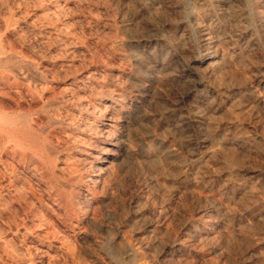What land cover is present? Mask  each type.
I'll return each instance as SVG.
<instances>
[{
  "label": "rangeland",
  "instance_id": "1",
  "mask_svg": "<svg viewBox=\"0 0 264 264\" xmlns=\"http://www.w3.org/2000/svg\"><path fill=\"white\" fill-rule=\"evenodd\" d=\"M192 1L0 0V110L67 180L50 194L0 138V264H264V0ZM110 95L126 119L102 129Z\"/></svg>",
  "mask_w": 264,
  "mask_h": 264
},
{
  "label": "bare ground",
  "instance_id": "2",
  "mask_svg": "<svg viewBox=\"0 0 264 264\" xmlns=\"http://www.w3.org/2000/svg\"><path fill=\"white\" fill-rule=\"evenodd\" d=\"M193 1H195V0H193ZM192 1V2H193ZM198 1V0H197ZM226 1V0H225ZM240 2V1H239ZM238 2V3H239ZM201 3V2H200ZM243 2L241 1V4H240V6L241 5H243L242 4ZM59 4V3H58ZM193 4V3H192ZM203 4V3H202ZM201 4V5H202ZM211 4H212V2H211ZM204 5H205V3H204ZM221 5V4H220ZM197 6H198V3H197ZM246 6V5H245ZM58 7H59V5H58ZM203 7V6H202ZM206 7V6H205ZM204 7V8H205ZM193 8V7H192ZM246 8V7H245ZM239 9V8H238ZM243 9V8H242ZM231 11V10H230ZM240 12H241V8H240ZM245 12V11H244ZM256 12V11H255ZM226 14V13H225ZM231 14V13H230ZM260 14V13H259ZM29 15V14H28ZM251 15V14H250ZM257 15V14H256ZM261 15V14H260ZM40 16H42V15H40ZM53 16V15H52ZM249 15H247L246 17H248ZM242 17V16H241ZM261 17H262V15H261ZM42 19V18H41ZM244 19V18H243ZM253 20V19H252ZM255 21V20H254ZM197 22V21H196ZM195 22V23H196ZM193 23H194V21H193ZM49 25V24H48ZM200 25V24H199ZM248 25V24H247ZM251 25V24H250ZM259 25V24H258ZM263 25V24H262ZM194 26V25H193ZM234 26L235 25H233V28H234ZM239 26V25H238ZM176 27V26H175ZM208 27V26H207ZM182 28V27H181ZM185 28H187V27H185ZM232 28V29H233ZM253 28V27H252ZM211 29H213V28H211ZM188 30V29H187ZM193 30V29H192ZM202 30V29H201ZM237 30V29H236ZM53 31H55V30H53ZM151 31V30H150ZM179 31V30H178ZM200 31V30H199ZM214 31V30H213ZM220 32V31H219ZM180 33V32H179ZM186 33V32H185ZM172 34V33H171ZM189 34V33H188ZM217 34V33H216ZM182 35V34H181ZM180 35V36H181ZM197 35V34H196ZM199 35V34H198ZM222 35V34H221ZM242 35H243V33H242ZM253 35V34H252ZM176 37V36H175ZM203 37V36H202ZM205 37H206V35H205ZM218 37V36H217ZM259 37V36H258ZM222 38H224L223 36H222ZM221 38V39H222ZM229 38V37H228ZM232 38V37H231ZM166 39V38H165ZM175 39V38H174ZM206 39V38H205ZM217 40H219V38H217ZM241 40V39H240ZM63 41V40H62ZM61 41V42H62ZM156 41V40H155ZM180 41V40H179ZM220 41V40H219ZM226 41V40H225ZM257 41V40H256ZM59 42V41H58ZM64 42V41H63ZM240 42V41H239ZM59 44H60V42H59ZM71 44V43H70ZM182 44V43H181ZM225 46V45H224ZM178 47V46H177ZM181 47V46H180ZM61 48V47H60ZM179 48V47H178ZM61 49H63V46H62V48ZM71 50V49H70ZM186 50V49H185ZM210 50V49H209ZM165 51V50H164ZM167 51V50H166ZM215 51V50H214ZM69 52V51H68ZM183 52V51H182ZM65 53H67V52H65ZM185 53H187V52H185ZM4 54H5V51H4ZM216 54V53H215ZM224 54H226V53H224ZM224 54H222V55H224ZM55 55H56V53H55ZM71 55H72V53H71ZM218 55V54H217ZM220 55V54H219ZM65 56V55H64ZM221 56V55H220ZM227 56V55H226ZM165 57V56H164ZM163 57V58H164ZM63 58V57H62ZM71 58V57H70ZM69 58V59H70ZM223 58V57H222ZM246 58V57H245ZM4 59V58H3ZM14 59V58H13ZM21 59V58H20ZM20 59H19V61H20ZM23 59V58H22ZM68 59V60H69ZM139 59V58H138ZM138 59H137V61H138ZM146 59V58H145ZM176 59V58H175ZM17 60H18V58H17ZM141 60V59H140ZM139 60V61H140ZM8 61V60H7ZM16 61V60H15ZM14 61V62H15ZM24 61V60H23ZM142 61V60H141ZM147 61V60H146ZM162 61V60H161ZM4 62V61H3ZM21 62V61H20ZM215 62H217L216 60H215ZM215 62H214V64H215ZM225 62V61H224ZM10 63V62H9ZM22 63V62H21ZM25 63H27L26 61H25ZM29 63V62H28ZM144 63H146V62H144ZM218 63H219V61H218ZM11 64V63H10ZM13 64V63H12ZM15 64H17L16 62H15ZM155 64V63H154ZM159 64V63H158ZM72 65V64H71ZM153 65V64H152ZM156 65V64H155ZM212 65H213V63H212ZM11 66V65H10ZM31 66V65H30ZM149 66V65H148ZM221 66V65H220ZM62 67V66H61ZM140 67V66H139ZM213 67V66H212ZM36 68V67H35ZM144 68V67H143ZM5 69V68H4ZM29 69V68H28ZM38 69V68H37ZM8 70V69H7ZM31 70H32V68H31ZM32 72V71H31ZM140 72V71H139ZM39 73V72H38ZM35 74V73H34ZM3 75V74H2ZM39 75V74H38ZM87 76L86 77H88V74H86ZM235 75V74H234ZM20 76V75H19ZM23 76V75H22ZM42 76V75H41ZM84 76V75H83ZM92 76H93V74H92ZM233 76V75H232ZM232 76H231V78H232ZM85 77V76H84ZM95 77V76H94ZM104 77V76H103ZM121 77V76H120ZM160 77V76H159ZM16 78V77H15ZM43 78V77H42ZM75 77H73V79H74ZM83 78V77H82ZM81 78V79H82ZM99 78V77H98ZM119 78V77H118ZM124 78V77H123ZM162 78V77H161ZM259 78V77H258ZM262 78V77H261ZM14 79V78H13ZM41 79V78H40ZM89 79V78H88ZM100 79V78H99ZM230 79V78H229ZM19 80V79H18ZM24 80V79H23ZM27 80H29V79H27ZM43 80V79H42ZM80 80V79H79ZM36 81H37V79H36ZM74 81V80H73ZM90 81V80H89ZM129 81V80H128ZM131 81V80H130ZM238 81V80H237ZM22 82V81H21ZM26 82V81H25ZM43 82V81H42ZM83 82V81H82ZM231 82V81H230ZM35 83V82H34ZM90 83V82H89ZM93 83V82H92ZM102 83H103V81H102ZM30 84H31V82H30ZM101 84V83H100ZM112 84V83H111ZM136 84V83H135ZM4 85V84H3ZM43 85H45V84H43ZM79 85V84H78ZM115 85V84H114ZM130 85V84H129ZM132 85V84H131ZM70 86V85H69ZM68 86V87H69ZM81 86V85H80ZM92 86V85H91ZM93 86H94V84H93ZM92 86V87H93ZM102 86H103V84H102ZM116 86V85H115ZM136 86H138V85H136ZM33 87V86H32ZM41 87V86H40ZM57 87V86H56ZM71 87H73V86H71ZM118 87V86H117ZM246 87V86H245ZM4 88V87H3ZM75 88V87H74ZM82 88V87H81ZM84 88V87H83ZM86 88V87H85ZM95 88H96V85H95ZM111 88V87H110ZM109 88V89H110ZM129 88V87H128ZM137 88V87H136ZM149 88V87H148ZM234 88V87H233ZM247 88V87H246ZM251 88V87H250ZM6 89V88H5ZM76 89V88H75ZM97 89V88H96ZM103 89H105L104 87H103ZM116 89V88H115ZM236 89V88H235ZM19 90V89H18ZM21 90H23V89H21ZM20 90V91H21ZM45 90V89H44ZM65 90V89H64ZM68 90V89H67ZM118 90H120V89H118ZM130 90V89H129ZM148 90V89H147ZM249 90V89H248ZM252 90V89H251ZM263 90V89H262ZM89 91V90H88ZM125 91V90H124ZM145 91V90H144ZM239 91V90H238ZM243 91H246V90H243ZM250 91V90H249ZM8 92H10V91H8ZM19 92V91H18ZM63 92V91H62ZM67 92V91H66ZM80 92V91H79ZM101 92V91H100ZM127 92V91H126ZM129 92V91H128ZM134 92V91H133ZM251 92V91H250ZM3 93V92H2ZM11 93V92H10ZM107 93V92H106ZM130 93V92H129ZM128 93V94H129ZM238 93V92H237ZM246 93V92H245ZM254 94H255V91L253 92ZM7 94V93H6ZM142 94V93H141ZM256 94H257V92H256ZM255 94V95H256ZM66 95V94H65ZM77 95V94H76ZM245 95V94H244ZM252 96H253V94H251ZM5 96V95H4ZM74 96V95H73ZM116 96V95H115ZM249 96V95H248ZM256 96H258V95H256ZM69 97V96H68ZM80 97V96H79ZM124 97V96H123ZM243 97V96H242ZM27 98V97H26ZM130 98V97H129ZM250 98V97H249ZM53 99V98H52ZM110 101L108 102L109 104H107V105H103L102 106V104H99L95 109L94 108H91L92 109V111H93V109L94 110H97L98 111V113H105V114H107V116L106 115H104V117H106L105 118V123H104V128H102V129H105V128H111V127H113V126H115L116 124H114V122H113V115H115V116H118L119 118H121V119H123V120H125L126 118H125V115H124V113H122L121 112V108H123V107H125L126 106V101H124V100H119V98L117 99V98H114V97H112L111 95H110ZM241 99V98H240ZM239 99V100H240ZM243 99V98H242ZM28 100V99H27ZM56 100V99H55ZM72 100V99H71ZM119 100V103H117V101ZM255 100V99H254ZM260 100V99H259ZM45 101H47V100H45ZM77 101V100H76ZM92 101V100H91ZM95 101V100H94ZM97 101V100H96ZM102 101V100H101ZM135 101V100H134ZM237 101V100H236ZM5 102V101H4ZM51 102V101H50ZM58 102V101H57ZM57 102H55V103H51V105H58V104H60L59 102L57 103ZM61 102V101H60ZM71 102V101H70ZM263 102V101H262ZM128 103V102H127ZM247 103H248V101H247ZM8 104H10V103H8ZM75 104V103H74ZM131 104V103H130ZM214 104V103H213ZM83 105V104H82ZM87 105V104H86ZM218 105V104H217ZM248 105V104H247ZM251 105V104H250ZM254 105V104H253ZM63 106H65V105H63ZM81 106V105H80ZM237 106V105H236ZM240 106V105H239ZM254 106H256V105H254ZM50 107V106H49ZM62 107V106H61ZM83 107V106H82ZM86 107V106H85ZM89 107V106H88ZM243 107V106H242ZM263 107V106H262ZM46 108V107H45ZM48 108V107H47ZM54 108V107H53ZM63 108V107H62ZM66 108V107H65ZM80 108V107H79ZM90 108V107H89ZM55 109V108H54ZM78 109V108H77ZM90 109V110H91ZM238 109V108H237ZM38 110V109H37ZM50 110V109H49ZM66 110V109H65ZM89 110V111H90ZM239 110V109H238ZM61 111H62V109H61ZM60 111V112H61ZM82 111V110H81ZM85 111V110H84ZM124 111V110H123ZM22 112V111H21ZM39 112V111H38ZM52 112V111H51ZM93 112H96V111H93ZM92 112V113H93ZM17 113H19V111L17 112ZM32 114L34 113V111L33 112H31ZM40 113V112H39ZM41 113L43 114V112L41 111ZM62 113H64V111L62 112ZM98 113H97V116H98ZM25 114V113H24ZM27 114V113H26ZM31 114V115H32ZM36 114H38V113H36ZM47 114V113H46ZM95 114V113H94ZM35 115V114H34ZM65 115V114H64ZM85 115V114H84ZM232 115V114H231ZM30 116V115H29ZM26 116V115H17L16 114V116L14 115V113L13 112H8V111H5V110H0V138H1V141H3L4 143H3V145H2V147H1V150H2V152L5 154V155H8V159H9V161H10V163H9V165L12 167V169L14 168V166H16V168H17V166L18 167H23V170H28V172L30 173L29 175L31 176V174L32 175H37L38 176V182H40V183H44L45 185H47V187H46V189H47V191L50 193V194H53V192H55V194L56 195H54L55 197L56 196H61V193L62 192H60V190L59 189H57L56 187L58 186V185H60V184H63V186L65 185V184H67V180L65 179V178H59L56 174H55V172H54V170H55V164H54V160H52V161H50L49 160V156H48V150L46 149V147H49V146H40L39 145V143L40 142H38V140H37V136H38V134H36V130L37 129H35L34 127L37 125V121H36V119H33V118H30V117H32V116ZM35 116H37V115H35ZM34 116V117H35ZM48 116V115H47ZM67 116V115H66ZM234 116V115H233ZM49 118H51L50 116H48ZM57 117V116H56ZM80 117H82V116H80ZM236 117V116H235ZM58 118V117H57ZM70 118V117H69ZM74 118V117H73ZM76 118V117H75ZM79 118V117H78ZM84 118V117H83ZM86 118V117H85ZM60 119V118H59ZM62 119V118H61ZM81 119V118H80ZM93 119V118H92ZM92 119H90L91 121H93ZM237 119V118H236ZM55 120H57V119H54V121ZM64 120V119H63ZM88 120V119H87ZM116 120V119H115ZM114 120V121H115ZM67 121V120H66ZM84 121H86V120H84ZM91 121H88V122H91ZM41 122V121H40ZM53 122V121H52ZM65 122V121H64ZM129 122V121H128ZM55 123H56V121H55ZM86 124H87V122H85ZM51 124V123H50ZM58 124V123H57ZM67 124H68V122H67ZM92 124H93V122H92ZM95 124V123H94ZM54 125V124H53ZM75 125V124H74ZM89 125V124H88ZM88 125H86V126H88ZM99 125V124H98ZM118 125V124H117ZM39 126H41L40 125V123H39ZM45 126V125H44ZM78 126V125H77ZM125 126L127 127V125L125 124ZM52 127V126H51ZM76 127V126H75ZM43 128V127H42ZM45 128V127H44ZM78 128H79V126H78ZM128 128V127H127ZM236 128H237V126H236ZM235 128V129H236ZM95 129V128H94ZM94 129H92V131L94 130ZM101 129V128H100ZM101 129V130H102ZM117 129V128H116ZM122 129V128H121ZM241 129V128H240ZM74 130H75V128H74ZM74 130H73V132H74ZM123 130V129H122ZM128 130V129H127ZM239 129H237V131H238ZM243 130V129H242ZM43 131H45V130H43ZM42 131V132H43ZM56 131V130H55ZM72 131V130H71ZM99 131V130H98ZM119 131V130H118ZM129 132H131V130L129 129L128 130ZM236 131V130H235ZM67 132V131H66ZM100 132V131H99ZM98 132V133H99ZM103 132V131H102ZM238 132H240V131H238ZM243 132V131H242ZM39 133V132H38ZM68 133H69V131H68ZM80 133V132H79ZM86 133V132H85ZM88 133V132H87ZM105 133H107V131L105 130ZM127 133V132H126ZM237 133V132H236ZM236 133H234L235 135H236ZM90 134V133H89ZM100 134H101V132H100ZM109 134V133H108ZM107 134V135H108ZM243 134V133H242ZM71 135V134H70ZM85 135V134H84ZM104 135V134H103ZM239 135V134H238ZM74 136V135H73ZM72 136V137H73ZM93 136V135H92ZM109 136V135H108ZM240 136V135H239ZM238 136V137H239ZM94 137V136H93ZM104 137V136H103ZM110 137V136H109ZM129 137V136H128ZM42 138V137H41ZM75 138V137H74ZM111 138V137H110ZM48 139V138H47ZM84 139V138H83ZM113 139V138H112ZM118 139V138H117ZM117 139H115V140H117ZM236 139V138H235ZM43 140L44 141H46L44 138H43ZM68 140V139H67ZM0 141V142H1ZM52 141V140H51ZM50 141V142H51ZM71 141V140H70ZM122 141V140H121ZM125 141H127V140H125ZM137 141V140H136ZM139 141V140H138ZM141 141V140H140ZM135 142V141H134ZM46 143V142H45ZM69 143V142H68ZM101 143V142H100ZM111 143V142H110ZM113 143V142H112ZM117 143V142H116ZM0 144H2V143H0ZM48 144V143H47ZM46 144V145H47ZM64 144V143H63ZM66 144H67V142H66ZM66 144H64V145H66ZM93 144V143H92ZM106 144V143H105ZM115 144V143H114ZM130 144H132V143H130ZM139 143H137V145H138ZM71 145V144H70ZM69 145V146H70ZM81 145V144H80ZM95 145H98V144H95ZM127 145V144H126ZM136 145V146H137ZM1 146V145H0ZM62 146V145H61ZM66 146H68V144L66 145ZM105 146V145H104ZM116 146V145H115ZM118 146V145H117ZM125 146V145H124ZM56 147V146H55ZM91 147H93V146H91ZM101 147V146H100ZM100 147H99V149H100ZM121 147V146H120ZM63 148V147H62ZM103 148V147H102ZM106 148V147H105ZM108 148V147H107ZM113 148V147H112ZM139 148V147H138ZM54 149V148H53ZM78 149V148H77ZM86 149H89V148H86ZM93 149V148H92ZM123 149V148H122ZM127 149H128V147H127ZM61 150V149H60ZM73 150V149H72ZM78 150H80V149H78ZM108 150H110V149H108ZM129 150V149H128ZM43 152V153H39V152ZM63 151V150H62ZM83 151H84V149H83ZM100 151V150H99ZM103 151V150H102ZM107 150H105L104 152H106ZM130 151V150H129ZM61 152V151H60ZM75 152V151H74ZM77 152V151H76ZM101 152V151H100ZM99 152V153H100ZM113 152V151H112ZM122 152V151H121ZM132 152V151H131ZM47 153V155H44V154H46ZM55 153H57V152H55ZM90 153V152H89ZM125 153V152H124ZM52 154V153H51ZM83 154H84V156H85V158H84V160H82L84 163V168H87L88 170H90V169H94V170H96V169H98L97 168V164H96V162H95V159H89V155H91V154H88V152L87 151H85V152H83ZM110 154V153H109ZM113 154V153H112ZM130 154V153H129ZM134 155V154H133ZM55 156V155H54ZM70 156H72V155H70ZM132 156V155H131ZM48 157V158H47ZM73 157V156H72ZM96 157H98V156H96ZM120 157V156H119ZM135 157H137V156H135ZM5 158V157H4ZM53 158V157H52ZM55 158V157H54ZM65 159H66V157H64ZM78 158V157H77ZM102 158V157H101ZM232 158V157H231ZM51 159V158H50ZM59 159V158H58ZM233 159V158H232ZM63 160V159H62ZM78 160H79V158H78ZM117 160H118V158H117ZM102 161L105 163V161H107V158H103L102 159ZM235 162H236V160H234ZM238 161V160H237ZM62 162V161H61ZM61 162H59V163H61ZM108 162V161H107ZM234 162V163H235ZM77 163V162H76ZM110 163V162H109ZM67 164V163H66ZM65 163H62V165L63 166H60L59 168H58V170H60V171H65V170H67V172L70 170V168L66 165ZM236 164V163H235ZM78 166V165H77ZM79 167V166H78ZM102 168V167H101ZM107 168V167H106ZM94 170H92V171H90V172H88L87 173V175H86V177L83 179V182L79 185V188L78 189H80V190H83L84 189V191H85V193L86 192H89V191H91V189H95V187L97 186V185H99L100 183V181H99V179H98V176L96 177L95 176V173H94ZM107 170V169H106ZM98 171V170H97ZM28 175V176H29ZM59 175H61V174H59ZM111 175V174H110ZM21 176V175H20ZM22 176H24V175H22ZM100 177V176H99ZM0 178L3 180L4 178H5V176H4V174L2 173V174H0ZM24 178H26L25 176H24ZM77 178V177H76ZM31 179H32V177H31ZM70 180V179H69ZM6 181V180H5ZM10 181H11V179H10ZM34 181V180H33ZM3 183V182H2ZM5 183V182H4ZM33 183V182H32ZM34 184H36V183H34ZM233 184V183H232ZM31 185H33V184H31ZM71 185V184H70ZM254 185V184H253ZM73 186V185H72ZM247 186V185H246ZM1 188H2V185L0 186ZM6 187V186H5ZM66 187H68L67 185H66ZM256 187V186H255ZM39 188V187H38ZM253 188H254V186H253ZM252 188V189H253ZM37 189V188H36ZM44 188H42V190H43ZM65 189V188H64ZM100 189H102V187L100 188ZM251 189V188H250ZM5 190V189H4ZM40 190V189H39ZM42 190H40V191H42ZM62 190V189H61ZM66 190V189H65ZM97 190V189H96ZM255 190V189H254ZM247 191V190H246ZM251 191V190H250ZM37 192V191H36ZM248 192H249V190H248ZM252 193V192H251ZM254 193V192H253ZM37 194H39V192L37 193ZM41 194V193H40ZM65 194V193H64ZM253 195V194H252ZM43 196V195H42ZM88 196V195H87ZM91 196V195H90ZM256 196V195H255ZM46 197V196H45ZM89 197V196H88ZM252 197V196H251ZM254 197V196H253ZM43 198H44V196H43ZM249 198V197H248ZM40 199V198H39ZM51 199V201H52V198H50ZM44 201V200H43ZM81 202H82V200H81ZM53 203H55V202H53ZM30 205V204H29ZM73 205V204H72ZM256 206V205H255ZM80 207V206H79ZM91 208V207H90ZM83 210V209H82ZM78 212V211H77ZM71 217V216H70ZM10 221V220H9ZM77 223V222H76ZM81 223V222H80ZM84 223V222H83ZM1 224V223H0ZM6 230V229H5ZM4 235V234H3ZM53 235V234H52ZM1 236H2V234H1ZM2 238V237H1ZM37 238V237H36ZM48 239V238H47ZM46 239V240H47ZM35 241V240H34ZM85 242V241H84ZM1 245V244H0ZM4 245V244H3ZM2 246V245H1ZM6 247V246H5ZM52 247V246H51ZM5 249V248H4ZM7 249V248H6ZM52 249V248H51ZM40 252V251H39ZM11 253V252H10ZM12 255V254H11ZM14 258V257H13ZM16 264V263H15Z\"/></svg>",
  "mask_w": 264,
  "mask_h": 264
}]
</instances>
